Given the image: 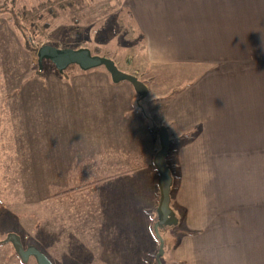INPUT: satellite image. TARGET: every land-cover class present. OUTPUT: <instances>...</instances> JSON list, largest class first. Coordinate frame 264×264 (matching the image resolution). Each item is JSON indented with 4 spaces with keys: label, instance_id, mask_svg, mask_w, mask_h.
<instances>
[{
    "label": "crops",
    "instance_id": "1",
    "mask_svg": "<svg viewBox=\"0 0 264 264\" xmlns=\"http://www.w3.org/2000/svg\"><path fill=\"white\" fill-rule=\"evenodd\" d=\"M124 6L153 67H224L220 40L230 46L252 40L243 49L256 50L258 35L264 39V0H124ZM34 61L0 17L6 214L24 221L32 233L28 244L52 264H145L155 248L149 222L159 196L152 164L159 142L133 105V88L113 82L103 67L35 75ZM208 66L197 86L164 110L178 131L196 133L175 142L169 163L175 171L170 205L182 219L176 216L180 224L173 225L176 236L160 264H264V98H239L211 113L212 91L203 79L216 70ZM13 259L0 249V264H19Z\"/></svg>",
    "mask_w": 264,
    "mask_h": 264
},
{
    "label": "rangeland",
    "instance_id": "2",
    "mask_svg": "<svg viewBox=\"0 0 264 264\" xmlns=\"http://www.w3.org/2000/svg\"><path fill=\"white\" fill-rule=\"evenodd\" d=\"M0 4H4L6 7L12 6L16 10L26 8L32 11L35 8L37 14L40 15L36 22L38 32L36 39L40 46L54 42L56 43L54 46L57 47H87L93 54H108L116 61L119 69L134 74L145 82L148 93L141 103L149 118L145 119L143 117L144 121L148 125L150 124L151 128H154L155 122L170 125L169 136L172 139L176 138L180 132L185 131H178L175 126L171 125L172 123L164 115L165 107L189 85L195 83L197 86L200 81L199 77L206 72L208 65L196 63L185 65L182 63L173 65L157 64L153 67L147 64L148 61H146L140 46L143 35L133 16H131L130 10L124 6V0H0ZM9 15L8 12H5L0 17L7 21ZM72 17H75L76 20ZM8 26L12 29L9 23ZM13 32L23 47L19 35L14 30ZM248 50L253 52L255 48L251 46ZM28 54L31 56L30 53ZM32 57L35 61L32 64L31 73L33 72L35 75L43 74L49 69H54L59 73L53 63L46 59L42 62V68L38 67L39 71L34 72L38 63L36 55ZM73 67L78 66L69 64L63 71L67 75L69 69ZM221 67H223V64H210L208 72L217 71ZM210 95V98H212L215 93L210 92ZM175 145V141L170 142L166 158L169 163L176 158ZM173 174L175 175L174 170ZM22 223L24 221L13 216L0 214V249L4 257L14 258L13 260H16L19 264H36L33 257L22 263L11 243L1 242L8 233L14 232L20 235L24 246L29 245L28 243L32 241V233L22 228ZM153 223L150 220L149 229L153 247H155L153 252H155L158 247V240L152 231ZM176 229L173 225H170L160 230V235L164 239V252L160 256L163 263L170 254L171 238L176 236L171 230ZM154 261L155 259L150 258L145 264H155Z\"/></svg>",
    "mask_w": 264,
    "mask_h": 264
},
{
    "label": "water",
    "instance_id": "3",
    "mask_svg": "<svg viewBox=\"0 0 264 264\" xmlns=\"http://www.w3.org/2000/svg\"><path fill=\"white\" fill-rule=\"evenodd\" d=\"M38 67L42 68L44 59L51 61L58 72H62L69 64L77 65L80 70L103 67L113 82L126 81L137 94L135 102L139 103L148 93L146 84L136 75L125 72L118 68L115 62L105 55L93 54L87 47H57L50 44H42L36 51ZM159 148L155 151L152 164L157 173L156 184L158 188V202L155 208L156 219L153 223V231L158 239V250L155 255L157 262L164 252V239L160 235L161 228L176 225L178 219L170 205V190L173 184V176L166 163V155L170 145L168 128L162 124L157 131ZM2 243L10 242L15 253L22 263L30 257L35 259L36 264H52L50 258L33 244L24 246L20 235L10 232Z\"/></svg>",
    "mask_w": 264,
    "mask_h": 264
},
{
    "label": "bare ground",
    "instance_id": "4",
    "mask_svg": "<svg viewBox=\"0 0 264 264\" xmlns=\"http://www.w3.org/2000/svg\"><path fill=\"white\" fill-rule=\"evenodd\" d=\"M257 39L259 48L253 52L243 49L244 42L252 40L234 39L233 46H230L229 40L223 44L219 41L221 46L218 51L226 53V65L222 70L209 74L208 79H203L204 84L208 82V89L215 93L214 97L207 100L211 104V113L219 114L225 105L229 107L239 98H264V39L259 35ZM258 80L260 84L257 88L246 87L247 82ZM212 125L216 129L217 119Z\"/></svg>",
    "mask_w": 264,
    "mask_h": 264
},
{
    "label": "trees",
    "instance_id": "5",
    "mask_svg": "<svg viewBox=\"0 0 264 264\" xmlns=\"http://www.w3.org/2000/svg\"><path fill=\"white\" fill-rule=\"evenodd\" d=\"M5 12H8L10 14L9 15V19H7V21L10 24V26H12V29L19 35L24 49L28 53H30L31 56H35L36 55V51H37L38 47L40 46V43L36 39V34H38L36 22H37V18L40 17V15L37 14V11L35 10V8H33L32 11L30 9H26V8L21 9V10H16L12 6L6 7L4 4H0V16H2ZM130 14H131V12H130ZM131 16H132V14H131ZM72 18L74 20H76L75 17H72ZM49 44L54 46V44H56V43L49 42ZM140 46H141V50L145 53L146 44H145L144 37L142 39V42H141ZM104 55L107 56V57H110L108 54H104ZM110 58L117 65L116 61L112 57H110ZM38 71H39V69H38V65H37L34 72H38ZM58 74L66 75L64 71L59 72ZM138 78L140 80H142L140 77H138ZM177 92H179V91H177ZM136 97H137V95L135 94V98ZM141 102H142V100H140L139 103H136L135 100H134L133 105H134L135 108H137L139 110V112H141V114L143 115V117L145 119H148L149 116H147L146 111L144 110L143 105H142ZM154 125L155 126H154V128H152V130H153L154 133H157L158 128L162 124H158V123L155 122ZM166 126H167L168 131H169L170 125H166ZM195 133H196V129H192V128L188 129V130H185V131H182L179 134H177L176 138H174V139L170 138V142L171 141H175V142L177 141L179 143H185V142L191 140L194 137ZM168 152H169V149H168ZM166 158H167V155H166ZM166 163L169 166V168L171 170V173H172V167L169 164V162H167V159H166ZM172 176H173V173H172ZM171 189H172V186H171ZM170 196H171V190H170ZM173 211H174V209H173ZM6 212H7L6 207L4 206V204H2L0 202V214H6ZM174 214L176 216H179L178 212H176V211H174ZM179 224H180V220L178 218V222H177L176 225H179ZM152 231H153V229H152ZM157 250H158V247H157ZM157 250L155 252H152L151 254H149V259L150 258L151 259H155V261H154L155 264H160L161 259L159 258V263H158L157 260H156V257H155V255L157 253Z\"/></svg>",
    "mask_w": 264,
    "mask_h": 264
}]
</instances>
